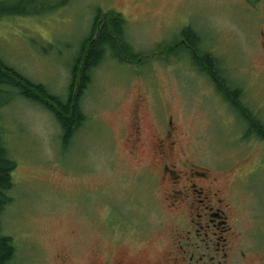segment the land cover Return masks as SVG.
Here are the masks:
<instances>
[{"label": "rangeland", "instance_id": "obj_1", "mask_svg": "<svg viewBox=\"0 0 264 264\" xmlns=\"http://www.w3.org/2000/svg\"><path fill=\"white\" fill-rule=\"evenodd\" d=\"M111 11L124 16L125 36L139 56L133 62L108 56L95 68L82 100L86 120L70 146L62 147L56 118L40 104L17 95L1 109L0 129L17 161L14 201L3 216L15 263L103 264L108 256L116 264L117 255L130 253L135 264H153L165 254L168 230L182 225L193 200L166 199L171 175L162 168L170 161L155 141L172 119L184 149L176 148L173 167L208 175L187 179L183 192L197 193L202 212L205 195L196 190L218 178L220 205L238 209L245 226L240 264H264V141L246 137L250 123L199 61L180 44L173 52L166 47L185 40V29L196 31L226 81L264 122V0H69L54 11L1 18L2 54L65 98L82 39L97 15L104 22Z\"/></svg>", "mask_w": 264, "mask_h": 264}, {"label": "trees", "instance_id": "obj_2", "mask_svg": "<svg viewBox=\"0 0 264 264\" xmlns=\"http://www.w3.org/2000/svg\"><path fill=\"white\" fill-rule=\"evenodd\" d=\"M69 0L50 3L51 0H15L11 3L0 1V19L6 16L37 15L43 11H54ZM110 17L104 22L103 17L97 15L96 23L92 25V33L86 35L71 65L70 85L65 98L51 92L43 83L35 82L21 73L4 58L0 45V124L1 109L10 104L15 96H22L29 101L40 104L56 118L61 128L62 147L67 148L85 122L82 100L86 89L92 82L93 72L108 56L117 58L120 62L131 61L139 56L129 43L125 34V18L117 11L109 12ZM108 16V15H106ZM102 17V18H100ZM98 29V34H94ZM183 41L176 40L174 45H166L169 52L186 49L197 61L199 68L210 78L215 87L223 94L228 103H233L250 123L246 137L255 136L264 141V122L254 110L244 104L239 98L240 92L235 91L226 81L223 71L217 68L215 57L200 43L199 34L191 29L182 32ZM138 55V56H137ZM140 59L137 58L136 62ZM133 62V61H131ZM250 132V133H249ZM17 161L11 156L3 133L0 129V264L15 263L16 244L13 237L3 232V216L7 207L14 201L12 190L14 187L13 172Z\"/></svg>", "mask_w": 264, "mask_h": 264}, {"label": "flooded vegetation", "instance_id": "obj_3", "mask_svg": "<svg viewBox=\"0 0 264 264\" xmlns=\"http://www.w3.org/2000/svg\"><path fill=\"white\" fill-rule=\"evenodd\" d=\"M170 125L171 129L168 127L163 133L165 137H158L155 141L156 151L163 158V161L168 160L172 163L170 166L171 163L166 161L162 168L171 175V185L169 190L166 191V199L171 205L187 202L189 197H192L193 200L187 204L184 203L188 208L182 213L181 217L184 220L182 225L179 226L173 222L170 228L173 229L171 231L168 230L167 233L170 238V242L167 243L168 250L153 264H240V258L242 260L245 259V244L242 242L243 238H245V226L238 217V209H235L229 203L220 205L224 201L222 198H217L219 193L216 192L217 189L215 187L219 179L216 177H211L212 180H210L209 185L200 184L199 189H195L199 194L203 193L205 195L207 207L202 212L201 209H203L202 206L205 203L202 204L200 200L197 206L194 203V201L198 202V200H195L197 193H193L192 190H190L191 192H183L184 189L182 187L188 186L187 179L191 182L192 179L190 177L193 179L199 177L207 178L208 175L196 169L190 168L189 170L181 171L173 167L175 166L176 148H179L182 153H184V149L181 143L175 139L177 138L178 129L173 126L172 119H170ZM192 183L191 187H197L195 181ZM219 192L221 191L219 190ZM191 193L192 196H190ZM182 206L181 204L180 207ZM197 211L199 212L194 217ZM174 218L179 219L177 214H175ZM214 228L219 229L217 230L218 232L214 231ZM166 231L167 229L165 234ZM118 239L116 238L114 242L116 243ZM239 241L241 242L239 243ZM208 254L210 262L203 261ZM117 257L115 259L116 264H135L136 262L134 255L130 253L127 258H123V255H117ZM103 264H109L108 256L104 257Z\"/></svg>", "mask_w": 264, "mask_h": 264}]
</instances>
